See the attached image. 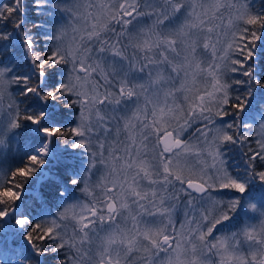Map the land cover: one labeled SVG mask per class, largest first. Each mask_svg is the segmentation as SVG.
I'll use <instances>...</instances> for the list:
<instances>
[{"label":"snow or ice","instance_id":"6c2138e0","mask_svg":"<svg viewBox=\"0 0 264 264\" xmlns=\"http://www.w3.org/2000/svg\"><path fill=\"white\" fill-rule=\"evenodd\" d=\"M0 264H264V0H0Z\"/></svg>","mask_w":264,"mask_h":264},{"label":"trees","instance_id":"16d2710c","mask_svg":"<svg viewBox=\"0 0 264 264\" xmlns=\"http://www.w3.org/2000/svg\"><path fill=\"white\" fill-rule=\"evenodd\" d=\"M253 3L255 4L256 8H260L261 0H253Z\"/></svg>","mask_w":264,"mask_h":264}]
</instances>
